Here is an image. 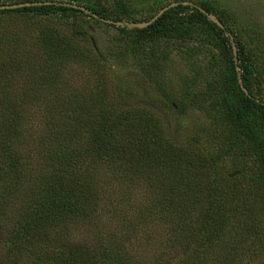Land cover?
Instances as JSON below:
<instances>
[{"label": "trees", "instance_id": "obj_1", "mask_svg": "<svg viewBox=\"0 0 264 264\" xmlns=\"http://www.w3.org/2000/svg\"><path fill=\"white\" fill-rule=\"evenodd\" d=\"M42 1L79 5L8 0L0 6ZM111 1L84 6L97 18L58 4L0 11L6 14L0 59L21 68L68 58L89 62L87 53L76 48L87 32L74 16L115 28L126 8ZM185 10L190 11L185 22H174L173 15ZM51 13L64 18L66 34L39 25V15ZM223 16L207 2H189L152 22H134L146 23L142 27H116L133 43L189 37L193 27L208 30L207 42L219 44L225 64L223 78L215 81L219 95L210 98L205 89L190 94L195 98L183 105L196 107L199 99L202 107H197L209 117L213 149L202 150L191 139L176 143L161 115L113 101L103 79L71 93L58 91L56 77L21 78L26 92L38 90L20 99L32 107V120L40 121L33 134L24 122L26 107L8 97L9 83L0 84V264H239L241 255L264 243V138L255 128L259 124L264 130V100L253 91L249 52L238 36L229 39L232 32ZM26 19L30 23L23 27ZM39 26L40 45L20 49ZM33 50L40 51L38 58L32 57ZM196 79L184 80L188 90ZM72 95L79 97L78 106ZM169 99L164 97V103ZM26 138L37 141L35 146ZM238 142L255 157L256 170L248 178L239 174L234 189L215 170ZM218 150L222 156L214 155ZM136 195L141 200L131 203Z\"/></svg>", "mask_w": 264, "mask_h": 264}, {"label": "rangeland", "instance_id": "obj_2", "mask_svg": "<svg viewBox=\"0 0 264 264\" xmlns=\"http://www.w3.org/2000/svg\"><path fill=\"white\" fill-rule=\"evenodd\" d=\"M4 1L8 0H0V2ZM61 1H74L87 7L94 4L93 0ZM106 1L108 5H112L111 0ZM119 1L126 8V12L119 14V17L123 19L115 23L114 26L125 25L129 29L142 27L144 23L134 22L152 20L163 7L175 3V0ZM181 1L197 4L207 2L215 8L219 15H224L221 17L223 25L228 27L233 34H229V39L232 36H238L249 52L251 62L248 70L253 72V91L264 100V0ZM189 14L190 11L185 10L173 15L174 22L178 24L185 22ZM212 16L217 19L216 15ZM5 17L6 14L0 16V26ZM74 18V21L84 25L87 32V38L79 39L76 48L87 53L88 58H91L89 62L68 58L61 64L54 62L51 65L42 62L32 64V60L27 59L26 62L31 61L32 63H26L27 65L21 68L19 63L10 67L9 61L0 59V84L9 83L10 86L6 87V91L10 93L8 97L11 98V101L19 99V105L26 107L27 120L24 122L28 127L27 130L31 129L30 132L35 134L36 126L40 125V121L32 120V107L22 105L20 99L26 98L28 95H38V90L26 92V79L23 82L21 78L56 77L58 91L71 93L76 89H81L86 83L92 86L95 82L103 79L113 101L126 107H145L147 110L161 115L163 126L166 127L167 132L176 143H184L191 139L194 140L193 144L198 145L202 150L206 147L215 148L213 141L207 137L210 132L207 128L210 123L209 117L207 119L206 114L197 107L201 105L199 99L196 97V107L183 105L184 102H192V98H195L192 95L205 89L210 90V98H214L218 90L215 87V81L219 77L223 78L221 75L225 71V64L219 58V49H217L219 44L213 40L207 42L211 38L208 30L193 27L190 32L188 31L189 37L177 36L176 39L171 40H140L133 43L131 36L121 34L116 27H107L80 15L74 16ZM38 19L39 25L41 26L44 22L50 32L63 31L66 34V30L69 29L67 24L63 23L65 20L60 13H51L41 17L39 15ZM24 23H20L19 26ZM29 23L30 19H26L23 27ZM40 26L33 29L32 33L29 28L31 34L20 49L24 46L36 48L40 45L38 36L40 29L43 30V27ZM181 27L184 28L187 25L184 24ZM37 55H40V51L33 50L32 57ZM86 59L87 57L84 58V61ZM192 77L197 79L188 90L184 80L188 81ZM66 94L69 95V93ZM72 96V103L78 106L79 97ZM163 96L170 98L169 102H166L169 106L164 103ZM219 104L221 105V101ZM219 106L216 107L218 112L221 111ZM204 107L207 109L205 104ZM255 128L258 130V134L264 138V130L260 129V125H255ZM26 139L27 143L34 142L33 139L31 141L29 138ZM35 142L32 146H35ZM219 152V156H222V150L216 151L214 155ZM223 159L224 162L218 165L215 175L226 179L227 182L230 181L234 189L239 187L241 180L239 174L247 177L246 174L251 175L256 170L255 157L240 142L229 154L223 156ZM141 198L140 195H136V197H132L131 203H138ZM239 262V264H264V243L259 247H254L253 250L246 251L243 256L241 255Z\"/></svg>", "mask_w": 264, "mask_h": 264}, {"label": "water", "instance_id": "obj_3", "mask_svg": "<svg viewBox=\"0 0 264 264\" xmlns=\"http://www.w3.org/2000/svg\"><path fill=\"white\" fill-rule=\"evenodd\" d=\"M63 5V6H69L73 9H77L80 10L82 12H84L87 15H91L95 18H97V16L93 13H91L90 10L86 9L84 6L81 5H77V4H68V3H57V2H53V1H42V2H25V3H18V4H12V5H2L0 6V11L2 10H13V9H18V8H23V7H30V6H49V5ZM178 4H182V5H187L189 3H185V2H175V3H170L169 5L163 7L157 16H155L150 22L156 20L159 16H161L164 12L168 11L170 8H173L175 6H177ZM208 18L214 22L215 24H217L219 27H222V24H220V22L214 18L212 15H208ZM101 21L105 22V23H112L110 20H106L103 18H99ZM146 23H144L143 25H145ZM236 48L233 46V50H235ZM242 90L246 93V95L249 96V94L247 93V91L245 90V88L242 86ZM252 97V96H249Z\"/></svg>", "mask_w": 264, "mask_h": 264}]
</instances>
